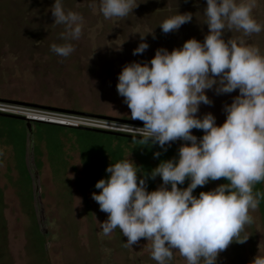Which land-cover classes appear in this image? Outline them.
Instances as JSON below:
<instances>
[{"label": "rangeland", "instance_id": "rangeland-1", "mask_svg": "<svg viewBox=\"0 0 264 264\" xmlns=\"http://www.w3.org/2000/svg\"><path fill=\"white\" fill-rule=\"evenodd\" d=\"M53 3L0 0V98L34 109L142 123L130 119L117 94L122 67L149 61L158 48L171 51L190 38L202 42L208 32L203 24L205 0H136L138 5L126 17L107 20L98 11V0L95 9L90 6L93 0H62L65 10L83 17L80 37L64 40L60 38L64 26L52 24ZM178 12L192 15L191 21L163 33L158 25ZM252 16L262 30L243 38L264 55V0H256ZM137 32L145 35L148 48L133 55L141 42ZM240 36L235 29L223 33L225 41ZM66 43L74 49L67 57L50 50L51 44ZM205 94L211 103L200 104L196 115L211 113L216 124H222L223 106L238 90L217 95L213 89ZM138 156H148L149 171L157 166L153 153L140 151L133 143L0 121V264H157L150 258V241L141 238L130 248L118 228L100 235V222L107 214L91 198L99 192L95 183L109 175L105 169L110 163L129 158L145 173ZM221 183H226L224 178L198 186L193 195ZM160 184L159 176L149 179L146 190ZM256 191L262 196L249 213L253 222L239 236L248 239L230 243L218 254L217 264H250L255 255H264V181L254 185ZM166 264L187 261L173 250Z\"/></svg>", "mask_w": 264, "mask_h": 264}, {"label": "clouds", "instance_id": "clouds-1", "mask_svg": "<svg viewBox=\"0 0 264 264\" xmlns=\"http://www.w3.org/2000/svg\"><path fill=\"white\" fill-rule=\"evenodd\" d=\"M95 2L90 5L94 9ZM137 5L136 0H98V11L106 20L120 19ZM255 6L256 0H205L203 24L208 32L202 42L190 38L171 51L156 49L145 63L122 67L116 91L130 119L143 124L135 128L140 143L161 151L177 140L181 144L175 157L148 173H141L129 158L106 167L109 175L95 183L99 192L91 194L107 214L100 222V235L118 228L130 248L141 238L150 241V258L157 264L171 260L173 250L187 264H217L218 254L230 243L248 239L239 236L253 222L249 213L262 196L253 187L264 181V55L243 38L262 30L252 16ZM50 12L52 24L64 26L61 39L80 37L79 13L65 10L62 0H54ZM191 19L189 13L178 12L158 26L167 34ZM232 29L242 36L225 41L223 33ZM139 36L133 55L148 48L145 35ZM50 50L61 57L74 51L67 43L51 44ZM213 89L217 95L238 90L223 106L225 119L220 125L211 113L196 115L200 104L211 103L205 92ZM192 129L203 134L197 138ZM160 154L154 152L153 157ZM157 176L161 184L147 191V180ZM220 178L226 183L193 195L198 186ZM186 179L187 186L178 187ZM250 264H264V255H255Z\"/></svg>", "mask_w": 264, "mask_h": 264}, {"label": "built area", "instance_id": "built-area-1", "mask_svg": "<svg viewBox=\"0 0 264 264\" xmlns=\"http://www.w3.org/2000/svg\"><path fill=\"white\" fill-rule=\"evenodd\" d=\"M0 113L23 117L32 123L46 124L70 129L87 128L132 137H137L135 128L143 126L140 124L125 123L108 119L105 120L75 113L38 108L34 109L1 99ZM192 134L199 138L203 133L192 132ZM172 143L181 144V141L177 140Z\"/></svg>", "mask_w": 264, "mask_h": 264}, {"label": "trees", "instance_id": "trees-1", "mask_svg": "<svg viewBox=\"0 0 264 264\" xmlns=\"http://www.w3.org/2000/svg\"><path fill=\"white\" fill-rule=\"evenodd\" d=\"M1 100H5V99H2L0 98ZM0 121L2 122H8V123H15V124H21L23 125L26 129H28L29 127L26 126V124L22 121H19V120H13V119H8V118H2L0 117ZM30 124H34V125H37L39 127H44L46 129H51V130H60V129H66V130H71V131H74V132H78L80 134H84L85 136H89L91 138H106V139H115L119 142H123V143H133L136 147H139L140 151H145L147 153H154V152H161L160 156L159 157H156V163H160L161 161L163 160H168V159H171L173 157L176 156L177 154V149H178V145H169L167 146V150L166 151H161L160 148H158L156 145H143L140 143V140H136V139H132L130 137H123V136H117V135H107V134H99V133H93V132H87V131H81V130H78V129H70V128H63V127H57V126H52V125H46V124H39V123H32L30 122L29 123V126ZM31 131H29V134ZM199 133H202V132H199ZM140 160H142V164H143V167H144V171L145 173H148L150 172L149 171V164H148V156L147 158L146 157H140ZM153 157V156H152ZM144 158V159H143ZM149 180V179H148ZM147 180V181H148ZM188 184V180L186 179L184 184ZM183 184V185H184ZM153 186V184H152ZM151 184H149L148 186V189H151L152 188Z\"/></svg>", "mask_w": 264, "mask_h": 264}, {"label": "water", "instance_id": "water-1", "mask_svg": "<svg viewBox=\"0 0 264 264\" xmlns=\"http://www.w3.org/2000/svg\"><path fill=\"white\" fill-rule=\"evenodd\" d=\"M52 110H54V111H61V112H67V111H63V110H59V109H52ZM68 113H73V112H68ZM0 117L22 121V122H24L26 124L27 127H29V123L30 122L27 121L26 119H24L23 117L14 116V115H7V114H1V113H0ZM116 121L143 125L142 123H139V122L124 121V120H116ZM78 130L87 131V132H93V133H99V134H107V135H117V136H123V137H130L132 139L139 140V137H132V136L121 135V134H116V133H111V132H105V131H100V130H94V129L80 128ZM170 145H178V146H180V144H176V143H170Z\"/></svg>", "mask_w": 264, "mask_h": 264}]
</instances>
